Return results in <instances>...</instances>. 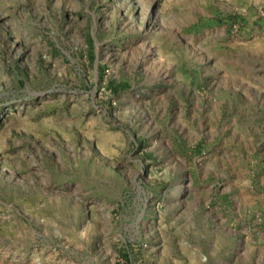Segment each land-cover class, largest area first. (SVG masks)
I'll use <instances>...</instances> for the list:
<instances>
[{
  "label": "rangeland",
  "instance_id": "374dc122",
  "mask_svg": "<svg viewBox=\"0 0 264 264\" xmlns=\"http://www.w3.org/2000/svg\"><path fill=\"white\" fill-rule=\"evenodd\" d=\"M0 264H264V0H0Z\"/></svg>",
  "mask_w": 264,
  "mask_h": 264
}]
</instances>
